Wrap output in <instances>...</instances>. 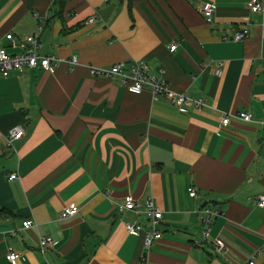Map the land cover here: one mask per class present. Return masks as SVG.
Here are the masks:
<instances>
[{
  "label": "crops",
  "instance_id": "0c3cea01",
  "mask_svg": "<svg viewBox=\"0 0 264 264\" xmlns=\"http://www.w3.org/2000/svg\"><path fill=\"white\" fill-rule=\"evenodd\" d=\"M248 1L64 0L57 12L53 0H0V47L20 52L42 24L37 51L57 60L0 75V132L23 130L11 147L0 142V264H244L250 256L264 264V205L255 204L264 194V128L255 122L264 118V13ZM204 3L214 5L210 23ZM138 61L203 104L178 107L147 85L131 93L116 77L89 73ZM237 110L253 120L220 123ZM125 197L138 212H117ZM146 199L161 214V235L143 250L142 233L123 223L146 226ZM69 204L77 212L59 219ZM203 206L217 211L207 225ZM42 236L52 243L44 253ZM7 247L18 254L13 263Z\"/></svg>",
  "mask_w": 264,
  "mask_h": 264
},
{
  "label": "built area",
  "instance_id": "2783aa9c",
  "mask_svg": "<svg viewBox=\"0 0 264 264\" xmlns=\"http://www.w3.org/2000/svg\"><path fill=\"white\" fill-rule=\"evenodd\" d=\"M248 8L252 13H264V0H249ZM214 5L213 3H204L199 9V12L205 22L210 23L213 15ZM94 16L87 18V22H93ZM42 30V24L37 25V34H30L25 36L24 41L19 45L20 52L9 54L3 47H0V75L6 76L10 72H21L25 68H35L38 67L43 70H48L56 66L57 60L53 55H40L37 51V36ZM247 30L242 29L233 32L232 40H241L246 36ZM6 39H11L12 35L10 33L5 34ZM176 45L172 41L168 44V50L173 51ZM76 59L74 56L67 60V64H75ZM222 62L218 61L215 66L217 72L220 71ZM161 76L162 70H158ZM90 75L94 76H106L109 78L116 77L123 87L131 93H139L144 85L149 87L151 95L154 97H160L162 99L168 100L173 105L178 107L194 105L200 106L203 104L201 99H192L186 95L174 92L166 83V81L160 76L147 73L146 67L142 61L135 62L132 66L126 67L123 62H117L110 65L108 68H89ZM233 117L241 121H252L251 114L247 110H237L232 113H223L220 116V123L225 125L229 118ZM264 128V118H260L255 121ZM23 135V130L21 127L16 126L12 128L8 133L2 134L0 132V142L4 141L6 145L12 146L14 140H18ZM15 173H10L7 179L15 178ZM187 194L189 197H194L196 190L194 187L187 188ZM257 206L264 205V194H259L255 200ZM117 212L121 213L124 210H130L133 212H138L137 204L131 200L129 197H125L123 202L116 205ZM77 212V206L75 204H69L65 206L58 213L59 219H65L69 216L74 215ZM144 213L147 218L146 226L135 222L130 218H126L123 225L127 233H142L141 247L143 250H147L151 243L160 237V231L158 229L159 219L161 214L158 209L154 207L150 199L144 201ZM199 220L207 225L210 220L217 214V211L209 208L208 206H203L197 210ZM32 225V220L27 219L22 221L21 226L27 228ZM11 230L10 233H13ZM208 236V227H204L201 232V237L205 238ZM51 239L48 236H42L39 240V251L44 253L48 247L51 245ZM212 248L216 253H222L224 251V244L217 238L211 239ZM18 254L11 248H6L5 259L9 263H13L17 258ZM141 260H144L143 255L140 256ZM244 264H254V257L250 256L249 259Z\"/></svg>",
  "mask_w": 264,
  "mask_h": 264
},
{
  "label": "trees",
  "instance_id": "16d2710c",
  "mask_svg": "<svg viewBox=\"0 0 264 264\" xmlns=\"http://www.w3.org/2000/svg\"><path fill=\"white\" fill-rule=\"evenodd\" d=\"M63 3H64V0H53V5L56 7L57 12L60 11Z\"/></svg>",
  "mask_w": 264,
  "mask_h": 264
}]
</instances>
